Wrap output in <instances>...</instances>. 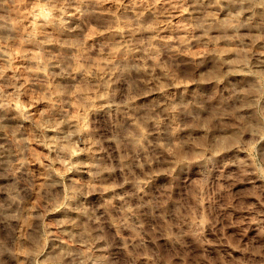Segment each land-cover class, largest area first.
I'll list each match as a JSON object with an SVG mask.
<instances>
[{
	"label": "clouds",
	"instance_id": "9594fccd",
	"mask_svg": "<svg viewBox=\"0 0 264 264\" xmlns=\"http://www.w3.org/2000/svg\"><path fill=\"white\" fill-rule=\"evenodd\" d=\"M0 264H264V0H0Z\"/></svg>",
	"mask_w": 264,
	"mask_h": 264
},
{
	"label": "rangeland",
	"instance_id": "374dc122",
	"mask_svg": "<svg viewBox=\"0 0 264 264\" xmlns=\"http://www.w3.org/2000/svg\"><path fill=\"white\" fill-rule=\"evenodd\" d=\"M160 7V10L163 12V11H166L167 10V5H165L164 3H161V5L159 6ZM152 14L151 13H148L147 16L145 17V20L146 21H151L152 19ZM174 23H179L180 22V18L177 17L174 21ZM168 34H171V33H168ZM139 38V37H138ZM108 38L106 37H96L94 38L93 40H89V46H92L94 44H98V42L100 43H103V42H106ZM117 40L119 39V37L116 38ZM259 47V46H258ZM183 60H187L189 59L188 57H184L182 58ZM186 67V65L184 64H180L177 68V71H181L183 70L184 68ZM217 175H219V173H217Z\"/></svg>",
	"mask_w": 264,
	"mask_h": 264
}]
</instances>
